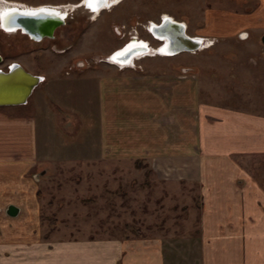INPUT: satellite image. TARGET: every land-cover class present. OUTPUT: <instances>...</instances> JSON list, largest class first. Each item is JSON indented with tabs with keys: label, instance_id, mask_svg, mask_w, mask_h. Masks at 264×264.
<instances>
[{
	"label": "rangeland",
	"instance_id": "rangeland-1",
	"mask_svg": "<svg viewBox=\"0 0 264 264\" xmlns=\"http://www.w3.org/2000/svg\"><path fill=\"white\" fill-rule=\"evenodd\" d=\"M12 1L51 7L47 4L75 6L79 0ZM101 8L97 15L81 6L69 10L68 22L54 30L55 40L37 41L22 33L0 32V68L18 62L44 77L26 103L0 106V112L33 120L38 153L48 161L21 174L16 189L12 187L17 177L12 172H5L1 182L8 186L9 197L25 187L27 180L36 183L41 205L34 229L40 230L41 239L50 238L51 232L69 236L78 233L76 230L96 235L160 236L175 251L177 260H188L197 215L195 183L162 179L150 167L135 166L136 160H101L99 173L96 165L92 170L90 158H97L103 146L97 70L114 66L101 58L136 35L149 41L155 51L140 55L131 64L126 62L132 66L122 70L149 76L164 72V77L180 81L182 90L197 88L200 100L264 115V26L258 17L260 10L264 12V0H117ZM164 15L183 22L188 35H199L207 44L160 56L161 43L155 46L157 41L147 27ZM186 117L182 114V119ZM241 162L264 181V154L242 157ZM27 208L22 206L20 213ZM4 210L0 206L4 230L32 226L21 222L9 227L8 221L14 220Z\"/></svg>",
	"mask_w": 264,
	"mask_h": 264
},
{
	"label": "crops",
	"instance_id": "crops-1",
	"mask_svg": "<svg viewBox=\"0 0 264 264\" xmlns=\"http://www.w3.org/2000/svg\"><path fill=\"white\" fill-rule=\"evenodd\" d=\"M166 54L160 56L173 55ZM112 65L96 71L103 146L97 158H90L92 170L96 165L99 173L101 160H136L135 166L150 167L162 179L195 183L191 257L177 260L160 236L76 230L41 239L34 229L41 205L36 183L26 179L25 187L9 197L1 180L5 172L14 173L16 189L21 174L48 161L38 153L33 120L0 112V206L14 220L9 227L32 225L4 230L1 223L0 264H264V181L241 162L264 154V115L200 100L197 88L182 90L180 81L164 72L149 76ZM9 205L18 212L8 214ZM22 206L28 207L23 214Z\"/></svg>",
	"mask_w": 264,
	"mask_h": 264
},
{
	"label": "water",
	"instance_id": "water-1",
	"mask_svg": "<svg viewBox=\"0 0 264 264\" xmlns=\"http://www.w3.org/2000/svg\"><path fill=\"white\" fill-rule=\"evenodd\" d=\"M25 10V8H22L15 11H6L5 13L7 14L14 13L13 16L8 19V27L9 30L19 29L33 40L51 37L54 29L64 22V17H60L62 12L57 15L54 12L56 9L45 7L35 11ZM54 14L55 16H52ZM150 31L155 38L162 41L160 46L164 45L165 51L168 54L183 50H195L201 45L200 38L188 35L185 32V27L182 22L166 16L162 18L159 24L151 25ZM261 41L264 47V35ZM128 44L120 50L124 49ZM136 48L137 50L134 48L126 49L123 53L118 55L121 58L116 59V61L119 63H126L129 62V59H132L134 55L140 54L143 51H148L146 45L136 46ZM113 54L110 55L111 59H113ZM113 60L115 61V59ZM40 79L39 75L26 70L18 62L10 63L6 70L0 68V106L24 104ZM6 212L10 215H14L18 212V208L14 205H9Z\"/></svg>",
	"mask_w": 264,
	"mask_h": 264
},
{
	"label": "flooded vegetation",
	"instance_id": "flooded-vegetation-1",
	"mask_svg": "<svg viewBox=\"0 0 264 264\" xmlns=\"http://www.w3.org/2000/svg\"><path fill=\"white\" fill-rule=\"evenodd\" d=\"M23 5H25V6H23ZM26 5H29V4H21V3H19V2H17V1H12V0H0V19H1V17H2V14H4L6 11H9V10H13V9H22V8H25L26 10H28V11H30V10H33V9H35V8H38V7H43V6H37V7H28V6H26ZM31 5V4H30ZM36 5H40V4H36ZM47 5H52L51 7H53L54 9H56L57 11H60V12H63V13H61L62 15H64V22L62 23V24H66L68 21L67 20H65L66 18H67V16L69 15V10H72L74 7H79V6H81L83 9H85V11H87L89 14H92V13H94L95 14V12H96V10H93V9H91L89 6H87L86 4H85V2H84V0L82 1V0H79L76 4H75V6L72 8V9H67V10H65L63 7H62V4L60 5H53V4H47ZM44 7H50V6H44ZM104 7H106V6H103V8ZM102 9V8H101ZM93 10V11H92ZM15 11V10H14ZM67 12V13H66ZM93 14V15H94ZM163 17V16H162ZM162 17L160 18V20L158 21V22H155L154 24H159L160 22H161V20H162ZM152 22L153 21H151V23H149L148 24V27H149V25L150 24H152ZM61 24V25H62ZM148 27H147V30H148ZM56 29V28H55ZM54 29V30H55ZM117 29V28H116ZM0 32L2 33V34H15V33H22L19 29H14V30H12V31H6L2 26H1V22H0ZM148 33H149V31H148ZM150 34V33H149ZM24 35H26L28 38H30L27 34H24ZM150 36H151V38H153L152 37V35L150 34ZM1 37V36H0ZM49 39V40H55V35H54V31H53V35L51 36V37H43V38H41L40 40H42V39ZM262 38V37H261ZM31 39V38H30ZM137 39H143V38H139L138 36H136V35H132L129 39H127V40H125L122 44H121V46L123 45V44H125V43H127V42H130V40H137ZM143 40H145V39H143ZM158 43H160V41L158 40V39H155ZM201 40H202V37H201ZM138 41V40H137ZM1 43H2V40H1V38H0V45H1ZM147 44V46H149L148 45V43H146ZM150 47V46H149ZM150 48H152L153 50H155L153 47H150ZM114 49H116V48H113L111 51H109L108 52V54H110L112 51H114ZM118 50V49H117ZM154 53V52H153ZM107 54V55H108ZM147 54H152V53H147ZM2 57H1V55H0V62L2 61ZM133 62V60L131 61V62H129V63H132Z\"/></svg>",
	"mask_w": 264,
	"mask_h": 264
},
{
	"label": "bare ground",
	"instance_id": "bare-ground-1",
	"mask_svg": "<svg viewBox=\"0 0 264 264\" xmlns=\"http://www.w3.org/2000/svg\"><path fill=\"white\" fill-rule=\"evenodd\" d=\"M111 2H113V0H106V3H104V4H98V3H96L95 2V0H93V3H91L90 5H87V6H89L91 9H95L96 10V12H95V15H97V13L100 11L99 9H101V7H103V6H108ZM67 6H69V7H74V4H65V5H63L62 7L65 9V10H67L68 9V7ZM41 8H45L44 6L43 7H38V8H35V9H33V11H35V10H39V9H41ZM48 8H52V9H54L53 7H48ZM19 9V8H18ZM14 10H16V9H13V10H11V11H14ZM55 10V9H54ZM25 11H28V10H25ZM57 15L60 13V11H57V10H55L54 11ZM63 13V12H62ZM13 14L14 13H12V14H7V13H4V14H2V17H1V19H0V22H1V26L2 27H5L4 29L6 30V31H11V30H14V29H11V30H9V25H8V19L9 18H11L12 16H13ZM52 16H55V14L54 15H52ZM166 16V15H165ZM60 17H64V15H62V14H60ZM152 25H154V23L152 22ZM199 38V37H198ZM201 39V38H200ZM140 45H142V46H144V45H146L147 46V44L144 42V43H142V42H135V41H131L124 49H122V50H120V49H118V50H116V52H114V54H113V59H115V61H116V59H120L121 57H119L118 55H120L121 53H123V51H125L126 49H128V48H134L135 50H137V48H136V46H140ZM148 47V51H155V50H153L152 48H150L149 46H147ZM148 51H143V52H147V53H153V52H148ZM158 51H160V52H162V53H164V54H166V51H165V47H164V45L163 46H161L160 48H159V50ZM133 56V55H132ZM139 57V56H138ZM132 60H133V58H132ZM131 60V58L129 59V62H131L132 61Z\"/></svg>",
	"mask_w": 264,
	"mask_h": 264
},
{
	"label": "snow or ice",
	"instance_id": "snow-or-ice-1",
	"mask_svg": "<svg viewBox=\"0 0 264 264\" xmlns=\"http://www.w3.org/2000/svg\"><path fill=\"white\" fill-rule=\"evenodd\" d=\"M84 2L86 5H90L91 3H93V0H84ZM95 2L98 4H104V3H106V0H95ZM115 2H117V0H113V3H115ZM93 10H95V9H93ZM165 19H167V18H165Z\"/></svg>",
	"mask_w": 264,
	"mask_h": 264
}]
</instances>
